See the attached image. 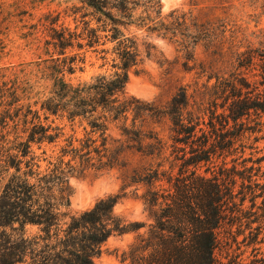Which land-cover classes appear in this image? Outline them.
Returning <instances> with one entry per match:
<instances>
[{
	"label": "trees",
	"instance_id": "16d2710c",
	"mask_svg": "<svg viewBox=\"0 0 264 264\" xmlns=\"http://www.w3.org/2000/svg\"><path fill=\"white\" fill-rule=\"evenodd\" d=\"M68 16L72 26L59 23V14L48 20L51 59L43 72L51 87L33 103L37 108L21 104L22 113L12 114L16 79L1 81V128L12 121L21 133L0 139V174L7 173L0 189V264H94L110 237L145 227L115 211L119 195L68 210L70 177L126 166L130 182L145 185L146 201L157 208L130 247L129 264H225L216 252L221 230L226 240L242 235L238 243L252 247L246 264H264V253L256 257V245L264 243V155L244 157L242 144L251 114L264 115V32L240 50L191 12L163 15L160 0H78ZM152 35L176 42L190 60L197 43L213 48L221 66H202L198 75L207 80L193 104L185 86L163 109L125 94L140 45ZM91 54L110 73L72 83ZM164 115L167 138L149 125Z\"/></svg>",
	"mask_w": 264,
	"mask_h": 264
},
{
	"label": "rangeland",
	"instance_id": "374dc122",
	"mask_svg": "<svg viewBox=\"0 0 264 264\" xmlns=\"http://www.w3.org/2000/svg\"><path fill=\"white\" fill-rule=\"evenodd\" d=\"M170 1V5L163 8L164 2L160 0L163 15L174 9L191 12L198 24L209 27L224 39L240 43V50L245 49L249 41L255 42V37L264 32V0H198L196 5L192 4L193 0ZM77 2L78 0H0V86L3 85L1 81L4 78L16 79L18 100L11 107L12 114L15 111L22 113L19 108L21 104H31L32 109L37 108L38 105L33 103L49 94L51 80L43 72L51 59L45 50L49 39L46 26L55 14L60 15L59 23L72 26L68 11ZM212 49H207L202 42L197 43L192 51L193 59L190 60L176 42L155 35L147 37L140 45L141 61L129 70L125 94L153 101L163 109L178 88L185 86L187 93L191 95L190 103L193 104L198 100L195 91L207 80V74L198 75L202 66L208 71L221 66L217 56L212 54ZM100 64L101 60L91 54L87 57L84 69L71 76V82L90 81L94 75L110 73L107 66L101 68ZM212 82L213 80L209 84ZM2 109L0 107V111ZM151 121L149 125L167 138L170 126L167 116H162L159 123L152 124ZM248 125L250 129L242 139L245 146L244 157H260L264 155V115L253 112ZM74 129L76 135H81V127L76 126ZM20 130L21 125H15L12 121L6 129H2L0 125V139L2 135H7L11 141L15 136L13 133H21ZM65 130L71 132L69 126ZM109 133L112 138L118 137V130L114 127ZM7 145L9 142L5 143ZM42 148L49 149V146L43 144ZM260 165L261 171H264V160ZM203 169L204 167L201 171ZM130 172L131 166H126L99 173L88 172L69 179L72 193L68 210L71 213L90 207L99 198L119 195L115 211L127 221L146 224L136 232L110 237L94 264H129L130 247L153 221L157 208L146 201L145 185L130 182ZM6 174H0V189ZM221 237V247L216 252L222 263L246 264L254 258L252 247L245 248L238 243L242 235L236 241L226 240L221 230ZM256 247V257H261L264 243L257 244Z\"/></svg>",
	"mask_w": 264,
	"mask_h": 264
},
{
	"label": "bare ground",
	"instance_id": "6f19581e",
	"mask_svg": "<svg viewBox=\"0 0 264 264\" xmlns=\"http://www.w3.org/2000/svg\"><path fill=\"white\" fill-rule=\"evenodd\" d=\"M163 2H164L163 8H166L170 5L171 1L170 0H163ZM128 86H129V83H128Z\"/></svg>",
	"mask_w": 264,
	"mask_h": 264
}]
</instances>
